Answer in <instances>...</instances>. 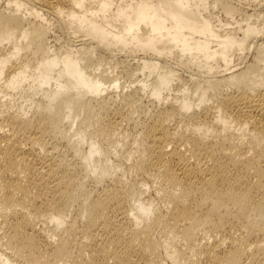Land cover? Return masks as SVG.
<instances>
[{
	"label": "bare ground",
	"instance_id": "bare-ground-1",
	"mask_svg": "<svg viewBox=\"0 0 264 264\" xmlns=\"http://www.w3.org/2000/svg\"><path fill=\"white\" fill-rule=\"evenodd\" d=\"M232 1L0 0V264H264V14Z\"/></svg>",
	"mask_w": 264,
	"mask_h": 264
},
{
	"label": "rangeland",
	"instance_id": "rangeland-1",
	"mask_svg": "<svg viewBox=\"0 0 264 264\" xmlns=\"http://www.w3.org/2000/svg\"><path fill=\"white\" fill-rule=\"evenodd\" d=\"M246 1V0H245ZM245 1L243 0H241L240 2L238 1V0H233L232 1V3L239 9V12H240V10H242L241 12L242 13H237V15H233V17L235 18H231V17H229V16H226L219 8H218V6H215V7H212L211 6V8H209L210 10L211 9H213V8H216L215 10L213 9V10H211L212 11V14H214V16H215V18L217 19V20H220V21H222V23H228V24H230L232 27H234L233 26V22L234 21H236V20H239V18H240V16H241V18H242V16L244 15V14H246V11H247V13L248 14H246V15H249V13H251V14H255L254 16H253V18L254 17H256V12H254V11H257L258 12V10H259V13L258 14H260V12H261V16L264 14L263 12H264V9H263V7H262V10H260L259 9V7H258V5H257V3L255 2L254 4H248V2L245 4ZM210 2H212V0H209V3ZM244 2V3H243ZM236 3V4H235ZM238 3V4H237ZM212 5H213V3H211ZM210 4V5H211ZM249 5V7H248V5ZM245 5V6H244ZM241 7V8H240ZM258 7V8H257ZM245 8H246V10H245ZM248 8V9H247ZM252 8H253V10H252ZM255 8H256V10H255ZM243 10H244V12H243ZM251 10L253 11V12H251ZM263 11V12H262ZM236 14V13H235ZM243 14V15H242ZM250 14V15H251ZM214 16H213V18H214ZM262 17H264V15L262 16ZM240 18V19H241ZM252 18V19H253ZM216 19H214L215 21H217ZM232 19V20H231ZM262 20H264L263 18L261 19H259V21H262ZM227 21V22H226ZM229 25V27H231ZM235 25V24H234ZM227 28H229L228 26H226ZM52 33V34H51ZM51 35H50V40H51V43L52 44H55L57 47H59V45H65L64 44V41H66V39H65V37H64V35L62 34V32H61V30H59L58 28L56 29V27L55 26H53V28H51ZM66 43V42H65ZM61 47V46H60ZM124 55H122V53L121 54H118V56H116L117 58L115 59V60H110L109 61V63L110 64H108V62H106V63H104V65H105V67H104V71H105V73H111V75H113L114 77L116 76V78H118V80H119V86L120 87H118L117 88V90H112L114 93V95H116L117 96V98H119V96H118V93H120L121 91H127V90H129L130 88H129V85L131 86L132 85V87H134L133 85H135L136 86V83H129V80L127 79V78H125V75L123 74V72H122V64H121V62L123 61V60H126V59H130V57H128V58H125V57H123ZM120 58H122V60L120 59ZM119 60L121 61L120 63H119ZM112 61V62H111ZM114 61V62H113ZM113 64V65H112ZM103 65V66H104ZM111 65V66H110ZM119 65V66H118ZM102 66V67H103ZM110 66V67H109ZM116 66V67H115ZM107 67V68H106ZM112 67V68H111ZM105 68H106V70H105ZM115 68V69H114ZM110 69H111V71H114V72H111L110 71ZM113 69V70H112ZM102 70H103V68H102ZM121 70V71H120ZM113 73V74H112ZM136 75H138V74H136ZM135 75V76H136ZM121 83V84H120ZM123 87V88H122ZM116 92V93H115ZM75 127V126H74ZM124 129H126L125 128V126H124ZM178 245H180V243L178 244Z\"/></svg>",
	"mask_w": 264,
	"mask_h": 264
}]
</instances>
